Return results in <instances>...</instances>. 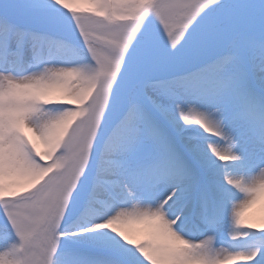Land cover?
Segmentation results:
<instances>
[{"label":"snow or ice","instance_id":"6c2138e0","mask_svg":"<svg viewBox=\"0 0 264 264\" xmlns=\"http://www.w3.org/2000/svg\"><path fill=\"white\" fill-rule=\"evenodd\" d=\"M264 0H0V264H264Z\"/></svg>","mask_w":264,"mask_h":264},{"label":"bare ground","instance_id":"6f19581e","mask_svg":"<svg viewBox=\"0 0 264 264\" xmlns=\"http://www.w3.org/2000/svg\"><path fill=\"white\" fill-rule=\"evenodd\" d=\"M248 215L257 223L261 221V217H264V206L256 205L249 210Z\"/></svg>","mask_w":264,"mask_h":264}]
</instances>
